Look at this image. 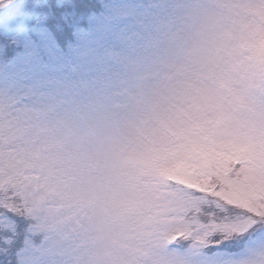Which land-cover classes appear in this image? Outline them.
Returning a JSON list of instances; mask_svg holds the SVG:
<instances>
[{"label":"rangeland","instance_id":"obj_1","mask_svg":"<svg viewBox=\"0 0 264 264\" xmlns=\"http://www.w3.org/2000/svg\"><path fill=\"white\" fill-rule=\"evenodd\" d=\"M39 1L30 0L32 6ZM198 7L199 0L109 3L88 33L77 31L76 45L62 53V61L34 74L21 66L30 55L26 36L45 30L58 47L49 24L16 16L0 21V205L14 211L20 198L26 207L23 247L15 249L18 264H25L40 242L48 243L43 257L47 264H153L160 226L193 241L190 256L196 264H264V231L236 251H205L201 247L210 244L211 228L198 216L173 215L208 200V195L241 206L257 194L264 198V0L224 4L230 23L219 46L224 67L211 86L178 99L111 154L83 143L69 150L67 137L47 126L39 110L26 103L52 77L113 55L112 45L132 26L163 30L176 13ZM90 34L85 56L79 45ZM27 76L34 78L24 80ZM197 177L200 184H195ZM64 182L85 190L70 211L51 199ZM42 203L51 219L41 218ZM11 220L0 214L1 227H13ZM247 227L241 221L225 228L238 233Z\"/></svg>","mask_w":264,"mask_h":264},{"label":"clouds","instance_id":"obj_2","mask_svg":"<svg viewBox=\"0 0 264 264\" xmlns=\"http://www.w3.org/2000/svg\"><path fill=\"white\" fill-rule=\"evenodd\" d=\"M178 2L183 0H172ZM227 2L199 0L198 8L176 13L163 30L134 25L112 45L113 55L52 77L26 103L39 110L47 126L67 137L69 150L83 143L111 154L178 99L211 86L224 67L219 46L230 27ZM84 196L82 186L64 182L51 199L70 211ZM39 212L42 219L52 218L46 203ZM170 234L169 226L157 229L153 264H196L190 256L193 241L170 244Z\"/></svg>","mask_w":264,"mask_h":264},{"label":"trees","instance_id":"obj_3","mask_svg":"<svg viewBox=\"0 0 264 264\" xmlns=\"http://www.w3.org/2000/svg\"><path fill=\"white\" fill-rule=\"evenodd\" d=\"M60 1V2H59ZM40 0L35 6L31 5L30 0H0V6H3L4 14L0 16V21L9 17H19V19L42 20L49 24L48 29L53 35L58 48L63 54L76 45V35L79 33H88L91 30V23L94 18H101L105 13V7L109 3L129 2L131 0ZM94 7H100L93 10ZM93 10V11H92ZM102 15V16H101ZM74 20L71 22L70 20ZM78 19V24L76 20ZM92 19V20H91ZM62 20L65 26L59 21ZM70 22V23H69ZM55 24V25H54ZM76 33V34H75ZM264 75V66H263ZM264 83V76L262 79ZM230 152V151H229ZM235 163V161H233ZM240 163V162H238ZM211 167L212 164L210 163ZM240 165L238 164L237 167ZM222 173V171H220ZM234 175V174H233ZM197 176V175H196ZM166 181H170L165 179ZM173 181V180H172ZM200 178L195 179V184H200ZM185 186L194 189V184L189 181L184 182ZM7 190L6 192H8ZM10 193V192H8ZM208 195L205 201L192 205L190 209H184L180 215L185 219L199 217L200 223H205L211 228L208 241L201 248L207 250L236 251L244 245V241L255 237L259 232L264 231V198L256 195V199L247 202V205H235L220 198H212ZM14 197V196H13ZM13 199V198H12ZM16 202V210L10 211L7 207L0 205V214L6 215L14 222L11 228L0 226V264H18L16 261L15 249H22V233L24 222L26 220V207L21 203V199ZM223 219L227 222H223ZM247 222L248 227L238 233L233 229L227 230L226 224L232 222ZM217 225L212 228V223ZM188 239L182 233L179 234L175 242ZM35 242L37 239L35 238Z\"/></svg>","mask_w":264,"mask_h":264},{"label":"snow or ice","instance_id":"obj_4","mask_svg":"<svg viewBox=\"0 0 264 264\" xmlns=\"http://www.w3.org/2000/svg\"><path fill=\"white\" fill-rule=\"evenodd\" d=\"M46 36V31L41 29L34 30L26 36L30 55L26 60L21 62V66L25 71L34 74L41 68L48 66L49 63L62 61V52ZM91 43V34L80 42L79 46H82L84 49L83 55L87 56L89 54ZM33 78V76H27L23 79L29 80ZM47 248V242H40L37 247L30 250L25 264H47V261L43 259L47 254Z\"/></svg>","mask_w":264,"mask_h":264}]
</instances>
